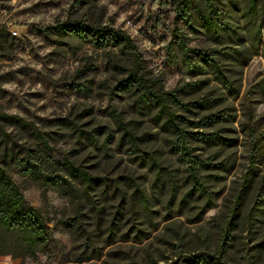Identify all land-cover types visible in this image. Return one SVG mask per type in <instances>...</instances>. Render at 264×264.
Wrapping results in <instances>:
<instances>
[{
    "label": "rangeland",
    "instance_id": "rangeland-1",
    "mask_svg": "<svg viewBox=\"0 0 264 264\" xmlns=\"http://www.w3.org/2000/svg\"><path fill=\"white\" fill-rule=\"evenodd\" d=\"M179 1L0 0V120L14 115L28 124L0 122V165L51 233L37 258L19 256V245L0 234V264H187L222 248L228 264H264V0L256 15L250 0H212L214 19L227 22L228 31L207 29L198 3L185 22ZM68 24L120 30L134 48L97 49L58 30ZM180 41L216 60L234 91L200 56L187 57ZM133 74L157 95L204 101L187 111L172 107L176 115L226 119L203 129L183 125L218 135L191 143L192 154L212 167L197 171L211 201L191 193L174 135L158 108L138 105L148 99L129 86ZM34 128L47 136L51 152L95 177L89 199L76 203L72 188L9 167L10 150L24 158L38 147ZM253 143L259 145L254 156ZM254 175L244 191L245 177ZM61 176L82 195L84 184ZM76 217L81 231L72 233L61 222ZM89 234L100 255L87 260Z\"/></svg>",
    "mask_w": 264,
    "mask_h": 264
},
{
    "label": "trees",
    "instance_id": "trees-1",
    "mask_svg": "<svg viewBox=\"0 0 264 264\" xmlns=\"http://www.w3.org/2000/svg\"><path fill=\"white\" fill-rule=\"evenodd\" d=\"M195 3L200 5L201 9L198 11V16L207 29L217 31V28H219L228 31L227 22H216L214 19L216 10L212 0H180L178 2V10H181L178 12L179 15L184 18L185 22L190 23L191 18H193L196 13L197 10L194 8ZM257 7L258 0H250L249 13L251 15H256ZM58 30L62 33L70 34L84 40H90L97 49L117 47L125 50H133L134 48L130 37L124 32L114 28H89L83 24H68L60 26ZM258 32L260 34L261 31L259 30ZM180 44L187 57H190V52L200 56L201 60L205 62L206 65L215 70V73L219 76L228 91H234L232 82L229 77L224 74L216 60L212 59L211 56L203 51L188 50L184 42L180 41ZM187 63L191 66L190 59ZM129 86H137L139 90L143 92L142 97L148 99V101H138V105L141 107L153 106L158 108L159 118L165 121L164 126L174 135L173 148L178 154L179 160L187 166L188 178L192 183L191 193H198L205 197L207 201H211V197L204 183L198 177L197 171L198 168L212 167L206 161L192 154L191 143L195 141L208 142L210 140H215L218 135L215 133L209 134L188 131L184 126H195L203 129L215 120L224 121L226 119L220 115H211L201 121L193 122L182 115H176L172 107L187 111L192 106H199L204 101L200 100L197 102L183 103L172 94H167L165 96L157 95L147 86L145 79L141 75L133 74L132 77H130ZM151 99L152 101H149ZM10 121L11 124L9 126H16L23 129L28 128V124L18 118V116H5L0 120L3 127L7 126V122ZM122 130L125 136L137 142V139L130 135L126 129ZM33 136L38 142V147L32 152H27L24 158L15 155L13 149L10 150L9 167L17 170V172L24 177H35L38 180L44 179L45 182H48L55 188H61L62 186L72 188V196L76 203H79L82 198L89 199V197H91V190L95 186V177L78 167L69 157L61 155L60 153L57 155L51 152L53 150H51L48 138L43 132L34 128ZM134 146H136V143ZM258 146V143H253L252 156L257 153ZM6 168L7 167L0 165V234L6 235L19 245L20 251L23 252V255L19 256L37 258L39 254L45 252L51 242V233L48 223L41 212L26 205L22 189L12 180ZM61 172H66L71 178L79 180L85 185L82 195L79 194L76 187L73 188L70 183L61 176ZM254 177L255 175L252 177H245L243 183L244 191L250 188ZM62 193L70 194L69 191L66 192L63 189ZM80 222L81 220H79V217H76L72 220L62 221L61 223L64 227L69 229V231L76 233V231L80 230L78 228ZM226 236L228 237V233H226ZM86 244L89 245V256H85L84 254L83 256H85V259L90 260L100 255L98 248H96V241L93 235L89 234L87 236ZM223 252L224 248L220 249V251L214 255L187 259V264H228L223 259ZM19 256L17 255V257Z\"/></svg>",
    "mask_w": 264,
    "mask_h": 264
}]
</instances>
